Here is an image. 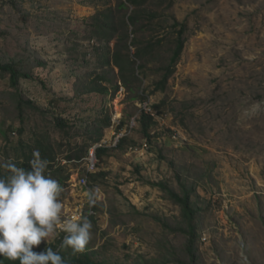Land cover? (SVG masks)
<instances>
[{"label":"rangeland","instance_id":"obj_1","mask_svg":"<svg viewBox=\"0 0 264 264\" xmlns=\"http://www.w3.org/2000/svg\"><path fill=\"white\" fill-rule=\"evenodd\" d=\"M118 4L0 0V63L28 74L13 86L0 72V161L49 145L68 176L61 223L81 206L92 224L83 252L60 247L59 225L42 242L103 264H264V0ZM132 14L127 43L154 46L126 85L111 62L117 35L95 29ZM181 23L180 57L159 88ZM120 48L135 60L134 47ZM94 141L108 151L87 174L89 212L71 176L86 175ZM160 185L190 195L192 221Z\"/></svg>","mask_w":264,"mask_h":264},{"label":"clouds","instance_id":"obj_2","mask_svg":"<svg viewBox=\"0 0 264 264\" xmlns=\"http://www.w3.org/2000/svg\"><path fill=\"white\" fill-rule=\"evenodd\" d=\"M49 161L39 150L33 151L30 170L11 160L0 161V258L19 264H64L58 252L47 247L34 252V246L52 237L59 225L66 233L60 245L73 254L85 250L91 238L92 224L86 216L73 217L61 223L62 204L58 200L62 186L46 175ZM89 208L96 204L93 191L87 193Z\"/></svg>","mask_w":264,"mask_h":264},{"label":"trees","instance_id":"obj_3","mask_svg":"<svg viewBox=\"0 0 264 264\" xmlns=\"http://www.w3.org/2000/svg\"><path fill=\"white\" fill-rule=\"evenodd\" d=\"M145 1L146 0H125V1L119 0L118 7L119 9H125V8H128V4L134 7H139ZM105 20L108 21L109 16H106ZM127 20L128 22L125 19L122 20V22L118 26L108 27V25L106 26L104 25L100 27V29L99 27L95 29V32L97 34H103L105 37L108 36L109 31H112V33L117 35V38H116L117 40L115 41L114 49L111 55V62L115 67L118 68L120 79L126 85L129 84V75L134 76L133 66L135 64V61L136 60H140L143 62L146 61V55L151 51V49L154 46L151 44H146L144 46H141L140 44L136 43V40H133L131 44H128L127 40L129 39L130 34L127 32V27L128 25L136 26L137 24L136 14L129 15L127 17ZM123 28H126V31L123 34H121L120 31ZM185 28H186L185 23H181L180 30H179V37H177L175 41V48L170 57L169 65L166 67V71L164 72L162 79L158 82L159 88H162L164 86L167 79L172 74L174 67L180 57V54H181V51L184 45V39L182 38V34L184 33ZM121 45H123L124 48L128 51H129L130 46L135 48L134 55H133L135 60H131L127 54L125 55L122 53L121 48H120ZM128 65L130 66L131 74L127 72ZM0 72L9 74L10 84L13 86L17 85L20 76H24V77L28 76V74L21 73L14 65H11V64H1L0 63ZM22 103H27L28 105H32V103L29 100H25L24 97L20 94L19 104L22 105ZM149 119H150V116L143 114L142 121L145 125V128L147 127V120ZM56 125L63 127L65 126V122L62 118L56 117ZM144 131L147 134L146 129ZM94 143H96V141H94L92 144ZM36 150H39V153L42 159H46L49 161V164H48V167L45 173L46 175H50L51 178L57 180L60 185L63 183V181L67 180L68 178L67 175L64 177H60V174H62V172L64 171V167L60 165V162L56 161L55 153L49 145L42 144L41 141H38ZM33 151L34 150H29L28 152L23 153L21 156H18L16 158H6V160H11L15 162L18 167H23L25 169L30 170L29 161L33 158ZM107 151H108L107 147H104V146L98 147L96 149L97 158L99 160L102 159L103 155ZM67 158L68 160L79 159V156L69 155ZM7 174L8 173L6 172L0 171V175L6 176ZM58 175L59 177H57ZM160 186L167 192V194H169L170 198L173 201H175L177 204L181 206L183 215L192 221L196 211L191 204L190 195L188 193L180 195L172 191L171 189H169L166 185H160ZM194 231H195L194 225L190 224L189 243H191L194 238ZM47 247H51L53 251L58 252L57 246L55 244H49V243H44V242H41L39 246H34L32 250L34 252L39 253V252L45 251ZM59 254L63 258L64 264H103L101 262H95L91 260L90 258H82V257H77V256L66 259L64 255H62L61 253ZM0 264H19V261L18 260L9 261V260L0 258Z\"/></svg>","mask_w":264,"mask_h":264},{"label":"built area","instance_id":"obj_4","mask_svg":"<svg viewBox=\"0 0 264 264\" xmlns=\"http://www.w3.org/2000/svg\"><path fill=\"white\" fill-rule=\"evenodd\" d=\"M143 108L145 111H147V108H148L147 103L144 102ZM118 141H119V137H117V140L114 142V145H116ZM101 146H105V145L102 143H95L90 147V149L87 153V156L85 157L86 175L81 176L79 179H78V175L76 177H74L73 175L71 176L72 177L71 180H73L74 182H77L81 187H84L87 192L90 191V189L88 187V178H87L88 176H87V174L93 173L96 171L97 164H98L96 149L98 147H101ZM89 212H92L91 208H89ZM83 214H85V216L87 217V212L85 211V213H84L83 208L81 206H79L75 210V216L74 217H83ZM59 230L62 232V234L66 235V233H64L60 227H59Z\"/></svg>","mask_w":264,"mask_h":264}]
</instances>
